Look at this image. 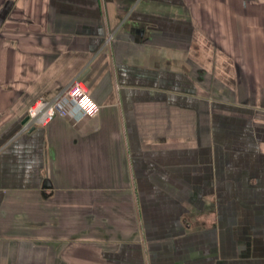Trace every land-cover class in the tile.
<instances>
[{"label":"crops","instance_id":"0c3cea01","mask_svg":"<svg viewBox=\"0 0 264 264\" xmlns=\"http://www.w3.org/2000/svg\"><path fill=\"white\" fill-rule=\"evenodd\" d=\"M0 264H264V0H0Z\"/></svg>","mask_w":264,"mask_h":264},{"label":"built area","instance_id":"2783aa9c","mask_svg":"<svg viewBox=\"0 0 264 264\" xmlns=\"http://www.w3.org/2000/svg\"><path fill=\"white\" fill-rule=\"evenodd\" d=\"M65 100L72 101L85 115L92 116L99 108L98 104L91 98L84 83L75 79L53 98H39L34 101L27 109L26 127L46 126L54 116L66 115L67 111L63 106Z\"/></svg>","mask_w":264,"mask_h":264}]
</instances>
